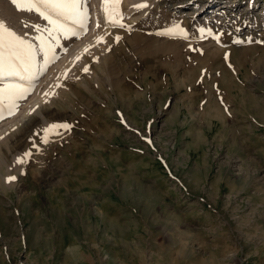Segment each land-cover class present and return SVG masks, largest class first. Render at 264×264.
Listing matches in <instances>:
<instances>
[{
	"label": "rangeland",
	"instance_id": "1",
	"mask_svg": "<svg viewBox=\"0 0 264 264\" xmlns=\"http://www.w3.org/2000/svg\"><path fill=\"white\" fill-rule=\"evenodd\" d=\"M120 6L73 35L0 0L35 53L0 82L25 89L0 101V264H264V0Z\"/></svg>",
	"mask_w": 264,
	"mask_h": 264
},
{
	"label": "snow or ice",
	"instance_id": "2",
	"mask_svg": "<svg viewBox=\"0 0 264 264\" xmlns=\"http://www.w3.org/2000/svg\"><path fill=\"white\" fill-rule=\"evenodd\" d=\"M12 3L21 11L36 12L53 26L49 29L50 33L66 30L62 20H71L83 29L88 19L85 10L87 0H12ZM121 3L122 0H102L105 15L109 22L123 27L124 25L120 23L122 14L120 13L119 5ZM135 7L139 10L147 8L148 4L144 2ZM173 27L180 34L181 38H187L186 30L180 25H174ZM75 34L73 32V35ZM119 39L117 37V40ZM216 39H219V37L217 36ZM41 43L43 45V40H41ZM34 59L33 45L22 36L17 35L16 32L4 25L3 22H0V82H3L8 77H15L20 80L28 79V76L25 74L31 71ZM24 92L25 89L22 85L14 83H6L3 87H0V101L3 99L10 101L9 115L12 114V109L17 107L16 100L24 98ZM2 118L3 116L0 114V119ZM60 128L70 130L71 126L67 123L52 124L45 131ZM25 155L28 154L26 153ZM18 162L23 163L24 161L18 159ZM15 179L16 177H9L8 182Z\"/></svg>",
	"mask_w": 264,
	"mask_h": 264
},
{
	"label": "bare ground",
	"instance_id": "3",
	"mask_svg": "<svg viewBox=\"0 0 264 264\" xmlns=\"http://www.w3.org/2000/svg\"><path fill=\"white\" fill-rule=\"evenodd\" d=\"M119 10H121V6L119 5ZM207 12V9L205 10V12H204V14ZM152 13V12H151ZM122 16V15H121ZM105 20H106V23H104V24H102V25H106V30H104L106 33L107 32H109L110 33V35H114V34H116V32L118 31L117 29H116V31H115V33L114 32H110L109 30H114L113 29V27H114V25H116V24H113V23H110L109 22V20L106 18V16H105ZM66 21H68V20H66ZM65 20H62V23L65 25V31L67 32V33H73V31L76 33V35H78L79 33H80V30L79 29H77V27L76 26H79V25H75V26H72L71 27V25H68V23L66 22ZM196 21V23L197 24H201V19H200V16L195 20ZM69 22V21H68ZM71 22V21H70ZM89 23V22H88ZM142 23V22H141ZM133 25V24H132ZM140 25H144V23H142V24H140ZM116 27V26H115ZM160 27V26H159ZM159 27H157V28H159ZM84 28H86V27H84ZM84 28L82 29V31L84 30ZM157 28L155 29L156 31H157ZM162 29V28H161ZM169 29V28H168ZM71 30V31H70ZM167 30V29H166ZM81 31V32H82ZM85 31H86V29H85ZM85 31H83V33L85 32ZM65 32V33H66ZM64 35V34H63ZM81 35V34H80ZM50 36V35H49ZM56 36V35H55ZM153 37H151V35H132V34H130V36H129V40L130 41H132V39H137V40H140V41H142V42H144V40L145 39H148V40H150L149 42H147L148 43V51L150 50V51H153V52H155V51H158V52H160L159 50L160 49H162V48H164L165 49V47L166 46H170V47H174V46H176V43L177 42H175V41H172V40H170V41H168V40H166V41H164V42H162V41H158L157 40V37L156 36H154V34L152 35ZM62 37V36H61ZM61 37H59L58 36V38H60L61 39ZM131 37V38H130ZM126 38H127V36H126ZM50 40V39H49ZM56 40H58V39H56ZM44 41V40H43ZM140 41L138 42V41H136V44H133V43H131L133 46H135V45H137L138 43H139V45H140ZM60 42V41H59ZM149 44H152V45H150L149 46ZM154 44H160L161 46H159V49H157V50H154L152 47H153V45ZM143 47V46H142ZM150 48V49H149ZM175 48V47H174ZM163 49V50H164ZM170 49V48H169ZM172 49V48H171ZM166 50V49H165ZM174 50V49H173ZM167 51V50H166ZM175 51V50H174ZM174 51H172V52H174ZM168 52V51H167ZM177 52V51H176ZM176 52L174 53V54H176ZM142 54L144 53V52H141ZM147 54L149 53V52H146ZM155 53H157V52H155ZM163 53V52H162ZM166 53V52H165ZM141 54V55H142ZM153 54V53H152ZM160 54H161V52H160ZM170 54V53H169ZM149 55V54H148ZM177 55V54H176ZM159 57V56H158ZM256 111V110H255ZM261 115V114H260ZM227 119V118H226Z\"/></svg>",
	"mask_w": 264,
	"mask_h": 264
}]
</instances>
